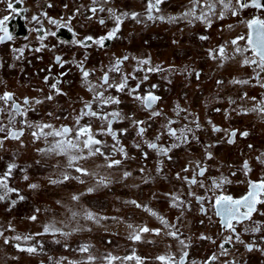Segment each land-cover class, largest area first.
<instances>
[{
	"label": "flooded vegetation",
	"instance_id": "obj_1",
	"mask_svg": "<svg viewBox=\"0 0 264 264\" xmlns=\"http://www.w3.org/2000/svg\"><path fill=\"white\" fill-rule=\"evenodd\" d=\"M49 3L52 4L51 8L47 7ZM145 4L146 0H109L103 6L106 9L112 8L117 13H131L143 12ZM64 5L68 7L65 8ZM81 5L90 6L91 0H24L23 4L15 5V7L26 8L28 11L13 15L7 10L6 3H0V18L3 15L10 16L8 26L14 36L13 41L0 44V71L5 77L16 78L17 76L13 85L7 84L5 79H2L0 94L10 91L16 94L18 100L24 96L43 99L49 93V87L44 83V77L49 75L48 69L51 68V74L54 77L59 76L61 72H67L66 76L61 77L62 82L59 85L66 95L55 96L52 101L33 105L35 110L30 111L27 118L31 122H48L56 127L62 124L74 126L75 116L83 107V100L91 99L92 94L86 90L81 80V73L73 61L84 60L87 55L85 67L95 69L90 77V80L95 82L118 57L125 55L129 57L121 65L123 73L133 72L136 67V60L133 58H150L153 66L159 65L165 71L148 73L149 80L142 84L141 93L143 94L144 90L149 89L152 84L158 86L153 90L161 97L156 107L162 109L166 117L177 121L174 127L179 128L198 117L201 123V131L197 133L199 142L191 141L189 144L173 149L169 153L171 159L157 156L155 151L146 147L145 141L154 139L164 124V118L148 120L149 113L141 107L139 102L134 101L127 91L118 93L115 89H111L106 95L118 97L121 103L109 105L106 111L119 110L126 116H135L136 119L148 121L145 125L147 131L143 137L136 135V130L127 119L114 123L113 129L118 133V139L125 149L126 156L113 151L114 142L111 137H98L105 141L103 150L112 159L121 161L118 166L109 168L103 157H89L76 162L88 170L89 174L81 175L74 170V167H68L65 157L38 151V149H47L50 145L43 139L35 140L31 136L32 129L25 128L24 135L19 140L5 138L6 133L0 132L2 147L6 144L4 150L1 147L2 151L10 150L18 156L17 169L12 172L9 185L18 189L20 195L25 197L26 191L31 190L29 185L37 184L38 187L32 189L34 204H42V199L49 196L52 198L49 203L52 207L46 206L45 217L66 222L62 226L53 224L60 229V232L46 233V235L94 233L97 235V240L101 242V247L98 245L99 256L104 264H107L104 256L108 255L120 258L114 260L112 264H136L135 259L123 260V257L129 255L139 257L142 264H163L156 259L161 255L178 258L181 246L172 237L165 235L169 229L161 224L159 216L175 224L180 230V238L188 243L189 247L185 249L189 253L186 264H193V262L203 264L213 253L218 254L220 238L226 233L222 232L219 219L209 208L208 198L211 192L201 188L199 184H185L182 180L176 179V174L191 176V171L184 173L182 169L186 166L191 168L196 161H202L208 171L204 177L197 179L203 180L210 187L212 179H218L223 175L232 182L225 184L221 190L236 198L246 193L248 179L258 180L264 176V164L256 159L264 153V119L248 111L252 107V101L241 99L244 93H247L248 97H256L260 100L264 98V88L255 85L254 81L248 85H234L230 82L233 79H249L253 75L251 67L241 66L242 56L236 55L221 66L219 60L210 59L208 55V49L215 48L247 31L245 26L239 23L240 19H248L253 15L264 16V12L249 8L244 10L240 17H232L228 14L222 20L214 18L211 27L199 21L189 24L183 19L173 23L167 21L137 23L131 18H125L117 37L106 41L104 48L93 45L84 49L70 44H59V40L71 39V34L66 29H61L57 32L56 38L49 37L45 40L49 48L56 45L54 50L49 48L40 52L30 50L39 47L40 44L36 39L37 33L30 31V28L36 26L28 22L31 15L45 11L50 17L66 19ZM160 7L165 16L179 17L190 7V4L189 0H164ZM90 15V12L81 9V14L75 16L71 22L80 38L86 35L99 37L114 27V20L109 17L107 11L98 13L91 20L87 19ZM100 18L105 20L104 25L98 22ZM42 22L46 28L55 30L54 26L48 25L46 20ZM228 25H233V28L229 29ZM25 36L29 39L25 40ZM200 36H207L209 39L201 40ZM25 44H28L29 48L25 50L23 58L16 59L18 53H14L13 49L23 47ZM228 51L232 54L231 45ZM55 55H60L69 63L61 68L54 63ZM246 55L250 56V53ZM169 66H174L178 71L169 72ZM186 68L189 71H184ZM191 70L201 73L199 80ZM144 74V72H136L138 79L129 80V85L134 87ZM110 77L119 81L120 74L112 72ZM217 80L223 81V84L218 85ZM52 82L49 80V84ZM37 89H43V92ZM177 105L186 109L187 112H181L180 116H177L175 111ZM241 109L247 114H243ZM49 113L52 115L50 116ZM185 115H188L187 120L184 119ZM16 119L19 121L23 118ZM0 120L7 125L6 114H0ZM87 120L88 118H85L82 123ZM209 120L223 129L247 131L249 135L241 138L238 134L235 143L230 145L227 143L225 132H212ZM92 123L95 128L101 122L93 120ZM12 127L19 128L20 125L15 124ZM121 129L128 131L120 133ZM162 142L167 145L172 141L165 135L162 137ZM137 143L141 145V148L138 149L135 146ZM249 144L253 147L249 148ZM208 145L215 146L207 147ZM206 151L213 154L211 160L205 159ZM144 152L148 153L147 159L143 155ZM1 156L4 157V155ZM245 159L249 161L252 169L247 176L240 170ZM8 164H4L5 168L0 170V175L7 169ZM157 167L160 168L159 172ZM141 168L144 169L143 173L140 171ZM125 171L131 173L127 178L123 176ZM233 172L236 175H232ZM63 173L75 178L63 183L50 182L52 179H62ZM25 175L28 177L27 180L24 179ZM101 179L105 181L104 184L100 183ZM89 188L93 191L88 192ZM188 191L205 196L204 205L207 215L200 213V204L193 197L186 195ZM165 193L179 194L181 198L187 199L190 202V210L186 209L181 215L179 209L170 207V198L165 196ZM13 194L9 197L12 196L14 200H18L16 194ZM73 195L78 196L79 199L73 200ZM133 200L155 211L158 215H151L144 207H136L131 203ZM37 207V210L40 209V206ZM89 211L94 214L91 220L86 219V213ZM261 211H264V206H261ZM254 219L264 223V216L254 214ZM72 220L80 221V225L75 222L68 226ZM248 223L237 226L242 233L241 238L248 243L255 241L258 248H264L261 233H243V227ZM129 225L133 227L130 228ZM143 226L161 229V232L159 235L153 232L141 233L140 241L130 240V234ZM35 234L32 233V235ZM201 234L212 239H199ZM212 240H215L216 244H213ZM226 247L231 252L227 258L229 260L235 259L238 264H264V253L256 249L249 252L243 244L239 243ZM60 262L64 264L63 261L60 260ZM40 263L45 264L43 261L38 264ZM47 264H53V259H49Z\"/></svg>",
	"mask_w": 264,
	"mask_h": 264
},
{
	"label": "snow or ice",
	"instance_id": "obj_2",
	"mask_svg": "<svg viewBox=\"0 0 264 264\" xmlns=\"http://www.w3.org/2000/svg\"><path fill=\"white\" fill-rule=\"evenodd\" d=\"M24 0H0V3H6V8L10 11L11 14L16 15L19 13L27 12L26 8L17 9L15 5L23 4ZM109 0H91V5H81L76 8L75 11L69 15L66 19L61 17L56 19L48 16L47 12L40 11L39 13L33 14L28 21L30 24L34 23L36 26L30 28V31L37 33L36 39L40 42L39 47L30 49L34 52H40L45 48H49V45L45 43V40L49 37L56 38L57 32L61 29H66L68 33L71 34V39L69 41L59 40V44H70L71 46H78L84 49H88L93 45H96L99 48H104L105 42L112 40L117 37V33L120 32L121 25L124 22L125 18H131L137 23H143L144 21H160V22H178L183 19L189 24L199 21L206 24L208 27H211L213 19H224L226 15L230 14L232 17H240L241 13L249 8L255 9L260 12H264V0H189L190 7L186 9L183 13L177 16H165L162 14L161 5L164 3V0H146L145 8L143 12H120L117 13L112 8H105L103 5L107 4ZM47 7L51 8L52 4L49 3ZM65 8L68 5H64ZM81 9H85L90 12L91 15L87 19L91 20L93 17L97 16L98 13H103L107 11L109 17L114 20V27L107 31L106 34L99 37H94L92 35H86L82 38L79 37V34L74 30L71 22L78 14H81ZM10 20L9 15H3L0 18V44L4 42H11L14 39L13 34L9 30L8 22ZM43 20L47 21L48 25L54 26L55 30L48 29L44 26ZM98 22L101 25L105 24V20L100 18ZM239 23L244 25L247 29L246 32H242L235 37L231 38L224 43L217 45L215 48L208 49V55L210 59L219 60L220 65L223 66L224 62L231 60L234 56L239 55L243 57L241 66H249L253 70V75L249 79H233L230 82L234 85H248L250 82H255V85H258L260 88H264V16L253 15L248 19H240ZM229 29L233 28V25H228ZM25 40H28L29 37L25 36ZM199 39L207 40L209 37L200 36ZM231 45V52L229 54L228 47ZM56 45H52L49 50H54ZM29 48L28 44H25L23 47L13 49L14 53H18L16 59H22L25 50ZM250 53L249 55H246ZM129 59L128 56L118 57L111 63L107 70L103 71L102 75L93 82L90 80V77L94 74L95 69H88L85 67V61L87 60V55L84 60L79 62L73 61L75 66L81 73V80L86 90L91 93V99L83 100V107L80 109L79 113L75 116L74 126H69L62 124L59 127L54 126L52 123L48 122H31L28 120L27 116L30 111H34L33 105L43 104L45 101L54 100L55 96L66 95L60 88L61 77L66 76L67 72H61L59 76H52L51 68L48 69L49 75L44 77V83L49 87V93L44 96L43 99L40 98H30L24 96L22 99L18 100L16 94L10 91H4L0 94V114L7 115V125L0 120V132H5L8 139L19 140L24 135V129H32L31 136L35 140L43 139L46 142H49V147L47 149H38L41 152H50L57 156H63L67 159L68 167H74V170L81 175H87L88 170L76 164L78 160L88 159L89 157L100 156L107 161V167L111 168L118 166L121 161L119 159H112L104 150L105 141L99 139V136H109L112 141V149L114 152H119L123 155H127L124 147L120 144L118 139V133L113 129L114 123L122 122L124 119H127L131 122L132 126L136 130V135L138 137H143L147 131L145 125L148 121L143 119H136L135 116H126L119 110L106 111L109 105L120 104L121 101L118 97L107 94L109 90L115 89L116 92H125L136 102H139L141 107L149 113L148 120L153 118H164V124L161 130L155 135L154 139L151 141L146 140V147L150 150L156 152L159 157H167L171 159L169 153L180 147L181 145H186L191 143V141L199 142V136L197 133L201 131V123L199 122L198 117L191 119L188 123L183 124L181 127H174L177 124L176 120L166 117L162 109L156 107L157 102L161 100V97L156 95L153 91L158 86L152 84L149 89H145L143 94L140 89L142 84L145 81L149 80L148 73H159L165 71L161 66H153L150 58H133L136 60V67L133 69L132 73H123L121 70V65ZM54 63L59 65L61 68H64L65 64L69 61L62 59L60 55H55ZM146 66V67H144ZM169 72H176L174 66H169ZM184 71H189V69H184ZM115 72L120 74L119 81H115L110 77V73ZM136 72H144V76L135 84L134 87L129 85V80H137ZM195 73L196 79L199 80L201 73L199 71L191 70ZM189 72V74H191ZM49 80L53 82L49 84ZM218 85L223 84V81L217 80ZM37 91L43 92V89H37ZM241 99H247L252 101V107L248 111L256 113L262 119H264V98L257 100L256 97H248L247 93H244V96ZM230 103H235V101H230ZM176 115L180 116L181 112H187L186 109L180 108L179 105L176 106ZM220 111V109H216ZM243 114H247L241 109ZM51 116L52 113H49ZM190 115V114H189ZM17 117H22L23 119L17 121ZM88 118L87 122L82 123V121ZM57 119H59L57 117ZM185 120L188 119V115H185ZM100 121L98 127H93L92 121ZM211 125V130L213 133H226V140L228 144H234L235 138L239 134L241 138H245L249 135L247 131H239L238 129H223L211 120L208 121ZM15 124H19V128L12 127ZM150 126V125H149ZM127 129H121L120 133H126ZM167 136L171 138L170 144H164L162 142V137ZM51 138V140H49ZM0 146H2V140H0ZM138 149L141 148V145L137 143L135 145ZM215 145H208L207 147H213ZM249 148L253 146L248 145ZM145 159L148 157V153H143ZM213 154L209 151L205 152V159L211 160ZM260 163L264 164V153H261L256 158ZM17 166L14 163L7 165V169L0 175V201H5L9 198L10 194L15 193L17 199L22 201L25 199L23 195H20L19 190L11 187L9 185L10 178L12 176L13 169ZM240 170L244 172L245 176L252 171L249 161L245 159L240 167ZM141 173L144 172V169L141 168ZM157 171H160V168L157 167ZM192 173L191 176L184 175L180 173L176 174V179L182 180L187 185H197L201 188H204L206 191L211 192L209 199V208L214 212V215L219 219L221 230L225 235H222L220 242L218 244L219 252L213 253L209 256L203 264H238L235 259H227L231 252L227 245L239 243L243 244L245 249L249 252L254 249L264 253V248H258L256 242L252 243L245 242L241 236V231L238 230V225H244L245 222H249L247 226L243 227V233H261V240H264V223L254 219V214L264 216V211H261V206H264V176L258 180H247V191L245 194L236 198L221 189L225 184H229L232 181L228 180L223 175L218 179H212L211 185L205 183L203 180H198V177H204L208 169L203 165L202 161H196L193 167H184L182 172ZM131 173L125 171L123 176L125 178L129 177ZM232 175H236L235 172ZM75 177L69 176L67 173L62 174V179H52L50 182L52 184L63 183L69 179ZM24 179L27 180L28 177L25 175ZM101 184H104L105 181L101 179ZM31 189H36L37 184H30ZM93 191L89 188L88 192ZM165 196L170 198V207L177 208L181 211L183 215L184 211L190 210V202L181 198L179 194L165 193ZM187 196H191L195 199L197 203L200 204V213L207 215V209L205 208L204 201L205 196L196 195L192 191L186 193ZM73 200L79 199L78 196L73 195ZM17 203V200H12L11 204L14 206ZM136 207H144L145 210L149 211L151 215L157 216L158 214L151 210L147 209L146 206L139 204L137 201H131ZM38 211V210H37ZM75 215V213L73 214ZM94 214L92 212L86 213V219H93ZM161 224L165 228L169 229L165 232V235L172 237L178 242L181 246V252L177 257L175 256H158L156 259L163 262V264H186V258L189 253L185 250L189 247L188 243L184 239H181V233L179 228L172 224L169 220L165 219L163 216L158 217ZM211 218V217H210ZM29 219L35 221L37 219L36 215H32ZM179 220V217H177ZM132 228V225H129ZM13 230L11 224H9V229ZM60 232V229L56 228L53 224H48L44 226L43 233H36L35 235H43L45 233H57ZM153 232L157 235L160 234L161 229H150L147 226L140 227L130 234L129 239L136 242L141 240V233ZM4 235V229L0 228V236ZM66 235V234H65ZM33 237L32 235L21 236L16 235L12 239L16 241H29ZM199 239H208L211 240V237L201 234ZM10 241L8 238L4 239V243L8 244ZM213 244H216L215 240H212ZM16 247L20 251H27L28 253H35L37 249L35 247L22 248L20 244H17ZM81 253L88 252V246L83 245L79 248ZM223 258V259H222ZM52 259V258H50ZM97 258L89 255L87 261L91 264L92 261ZM107 261V264H112L114 260L120 259L112 255L104 257ZM136 260V264H142V261L139 257L135 255H129L123 257V260ZM53 264H61L60 260H53ZM68 264H74L73 261H68ZM194 264V262H193Z\"/></svg>",
	"mask_w": 264,
	"mask_h": 264
},
{
	"label": "rangeland",
	"instance_id": "obj_3",
	"mask_svg": "<svg viewBox=\"0 0 264 264\" xmlns=\"http://www.w3.org/2000/svg\"><path fill=\"white\" fill-rule=\"evenodd\" d=\"M2 79H5L7 84L13 85L17 76L16 78L14 76L5 77L0 71V84H2ZM3 146H0V155H4L5 159L3 156L0 157V170L5 168V163L16 164L18 160L15 152L10 150L2 151V148L3 150L6 148V144H3ZM16 169L17 167L13 169V172ZM13 179L14 176L12 177ZM32 193V189H28L25 193V199L22 201L17 200L14 206L11 204V201L15 199L12 196L0 202V228L4 229V235L0 236V264H38L40 261L47 264L50 258L61 260L64 264H68V261H73L74 264H89L87 261L89 255L97 258L91 264H104L99 256L98 245L101 247V242L97 240V235L94 233L89 235H46V233L43 235H32V233L37 232L43 233L44 226L48 224H55L57 226L66 224L64 220L48 219L45 217L46 206L52 207L49 204L52 198L49 196L44 197V199L41 198L43 203L36 205L32 199ZM37 206H40L38 211L36 209ZM32 215H36L37 219L35 221L29 219ZM75 222L80 225V221L72 220L68 226L75 224ZM9 224H11L14 231L8 230ZM91 226L93 227V225ZM16 235H32L33 238L27 242L16 241L12 239ZM5 238H8L10 241L8 244L4 243ZM17 244H20L22 248L35 247L37 251L35 253L20 251L16 247ZM83 245L88 246V252L81 253L79 251V248ZM105 249L108 250L107 247Z\"/></svg>",
	"mask_w": 264,
	"mask_h": 264
},
{
	"label": "trees",
	"instance_id": "obj_4",
	"mask_svg": "<svg viewBox=\"0 0 264 264\" xmlns=\"http://www.w3.org/2000/svg\"><path fill=\"white\" fill-rule=\"evenodd\" d=\"M0 202H2V201H0Z\"/></svg>",
	"mask_w": 264,
	"mask_h": 264
}]
</instances>
